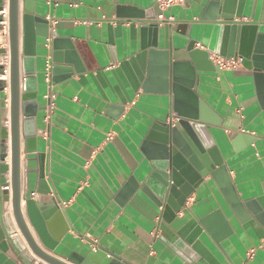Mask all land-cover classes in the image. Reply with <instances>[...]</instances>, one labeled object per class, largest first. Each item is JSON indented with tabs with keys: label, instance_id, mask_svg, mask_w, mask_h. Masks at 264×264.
Here are the masks:
<instances>
[{
	"label": "crops",
	"instance_id": "crops-1",
	"mask_svg": "<svg viewBox=\"0 0 264 264\" xmlns=\"http://www.w3.org/2000/svg\"><path fill=\"white\" fill-rule=\"evenodd\" d=\"M223 2L185 0L162 8L158 0L19 1L21 50L25 15L56 20L54 26L48 21L59 43L54 50L51 42L49 49L47 38H38L36 154L28 157L21 135V210L40 250L68 264L72 255L96 264L114 258L126 264H264V81L258 86L242 60L238 69L219 70L214 53L193 43L220 46ZM235 23L251 26L264 49V0H238ZM150 24L160 29L154 56L147 47L150 35L141 33ZM1 50L0 61L10 58L9 36L2 33ZM49 54L52 61L54 54L59 57L53 69L63 72L56 80L53 74L56 110L46 140L43 68ZM164 57L193 63V92L219 123L210 133L241 211L210 177L170 223L147 193L154 186L147 136L156 121L176 117L175 95L163 91L160 81ZM31 86L36 88L34 81ZM7 98L0 83V159L11 165V140L2 139L3 127L10 134ZM6 180L10 184V172ZM26 195L38 205L54 206V230L65 233L54 252L42 245L28 219ZM63 202L69 206L62 208ZM215 212L221 218L212 217ZM4 215L16 230L12 238H19L26 252L9 238L0 239V264H50L30 249L14 218L12 189L0 186V223ZM83 237L97 240L98 251L82 243Z\"/></svg>",
	"mask_w": 264,
	"mask_h": 264
},
{
	"label": "water",
	"instance_id": "water-1",
	"mask_svg": "<svg viewBox=\"0 0 264 264\" xmlns=\"http://www.w3.org/2000/svg\"><path fill=\"white\" fill-rule=\"evenodd\" d=\"M20 0H9V41H10V134L3 127L2 139L11 140V165L5 159H0V186L12 189L13 213L18 229L27 241L33 253L50 264H68L50 254L43 252L37 246L24 220L21 202V135L23 134L28 157L37 153L38 124L37 116L40 107L37 99L36 57L38 38L52 36L49 21L25 15L23 22V44L20 47ZM238 0H224L222 14L224 24H217L221 29L220 46L202 44L204 51L222 57L242 60V64L253 71L256 83L264 81V49L260 47L261 36H255L251 26L235 23ZM2 0H0L1 6ZM1 8V7H0ZM2 17L0 16V22ZM216 21V20H214ZM255 30V29H254ZM160 29L158 24L144 25L141 28L143 37L150 35L147 45L151 56L159 49ZM58 35H53L52 44H59ZM199 43V44H198ZM0 53H5L1 50ZM210 55V54H209ZM59 58V57H58ZM54 54L53 61L60 59ZM32 63V66L30 65ZM160 81L163 91L172 90L175 95L174 109L164 121H156L147 136L145 146L149 145L152 152L147 156L152 164L150 180L154 181L153 192H148L155 204L164 208L163 219L170 223L176 214L181 212L187 199L205 182L206 177L218 182L224 188L230 204L241 211L239 201L234 195L230 181L225 177L226 166L217 144L210 133L211 125H219L207 115L201 107L193 90L197 83V72L192 62L182 64L172 63L168 57L161 60ZM63 72L59 66L53 69L54 80L58 73ZM66 73H68L66 71ZM24 76V82H21ZM36 88L32 90L31 82ZM24 93V94H22ZM187 100V106H184ZM23 117V119H22ZM249 144L253 139H248ZM10 172L11 181L8 184L6 175ZM28 219L42 245L54 252L65 233L54 230V214L52 205H38L37 201L25 196ZM9 198H5L7 202ZM54 207V206H52ZM220 212L212 214L221 218ZM222 220V219H221ZM16 230L9 216H2L0 223V239L9 238L17 250L24 254L25 246L19 238H12ZM73 264H96L89 258L72 255L68 258ZM109 264H126L114 258Z\"/></svg>",
	"mask_w": 264,
	"mask_h": 264
},
{
	"label": "built area",
	"instance_id": "built-area-1",
	"mask_svg": "<svg viewBox=\"0 0 264 264\" xmlns=\"http://www.w3.org/2000/svg\"><path fill=\"white\" fill-rule=\"evenodd\" d=\"M52 0H50L51 3ZM185 0H158V4L162 8H169L174 5H183ZM56 5V4H55ZM0 16L2 17V21L0 22V33H2L5 36H9V0H2L1 6H0ZM160 19H163V16H161ZM52 22V25H56V20H50ZM52 28V27H50ZM52 36L48 37L46 39V45L50 49V44L53 40V35L55 34L54 30L51 31ZM200 46V45H199ZM212 62L218 68L222 71L227 70H234L238 69L242 66L240 59L235 58H227L222 57L217 54L212 55ZM0 83L4 91L8 94V98L6 99V102H10V76H11V69H10V58L7 56L2 57V60L0 61ZM44 73V80L45 84L47 86V93L45 95L46 100V107H45V117H44V123L46 124V130L44 131V138L48 139L49 134V127L51 124V119L55 113L56 110V100L57 95L54 92V86H53V61L52 56L49 54L46 58V62L44 64L43 68ZM69 206L68 202H63L61 204L62 208H67ZM159 220V218H158ZM158 234L154 232V237H157ZM82 243L88 244L92 251L96 252L98 251V241L94 240L90 237H83L81 238ZM253 258V252L248 254V259Z\"/></svg>",
	"mask_w": 264,
	"mask_h": 264
}]
</instances>
